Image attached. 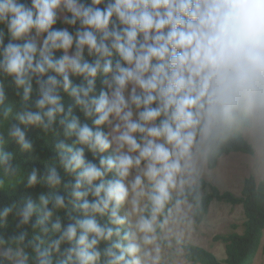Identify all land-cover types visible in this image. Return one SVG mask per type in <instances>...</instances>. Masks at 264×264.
I'll list each match as a JSON object with an SVG mask.
<instances>
[{
	"label": "clouds",
	"instance_id": "9594fccd",
	"mask_svg": "<svg viewBox=\"0 0 264 264\" xmlns=\"http://www.w3.org/2000/svg\"><path fill=\"white\" fill-rule=\"evenodd\" d=\"M62 13L74 32L54 28ZM0 76L22 89L11 131L21 150L34 145L20 125L50 131L59 116L75 140L56 145L58 162L76 175L67 204L51 192L39 207L27 199L0 208V264H173L220 147L246 143L264 171V0H0ZM61 92L95 129L65 114ZM5 99L0 82V124L11 113ZM5 143L0 133V168L15 176ZM85 148L112 155L98 166ZM43 183L62 185L54 164L27 177L29 187ZM68 205L83 219L64 225L57 212ZM10 215L21 230L7 236Z\"/></svg>",
	"mask_w": 264,
	"mask_h": 264
},
{
	"label": "trees",
	"instance_id": "16d2710c",
	"mask_svg": "<svg viewBox=\"0 0 264 264\" xmlns=\"http://www.w3.org/2000/svg\"><path fill=\"white\" fill-rule=\"evenodd\" d=\"M75 27H78L75 26ZM74 26H70L59 20L54 28L61 29L66 28L69 32H74ZM6 32V29H5ZM9 42L7 35L5 36V44ZM22 43V41H19ZM57 57L63 55L62 51L55 53ZM116 57H114L115 59ZM85 59L89 62L92 61L93 57L85 54ZM46 78V77H45ZM70 79L74 85L82 83L83 78L73 76L70 74ZM102 77H98L96 84V94L98 95L101 88ZM0 82L5 85L6 99L5 107L11 109L9 118L4 123L0 124V133L5 138L4 150L14 154L13 164L18 166V172L15 176H8L4 170L0 168V179L4 181V187L0 190V208L6 207L13 202L22 203L27 199H31L39 207V196L41 193L57 192L60 195L65 196L66 204L68 200L67 190L65 185L74 184L76 180L75 174H67L64 169L59 165L56 145L59 142L72 145L75 137L66 138L63 134V129L59 124V116L57 118V124L50 131H45L43 128L34 125H20L25 131L26 138L31 140L34 145V150L31 152H25L21 150L19 144L15 138L11 135L13 126L19 124L16 119V115L23 110L22 102V89L18 90L12 81L11 77L0 76ZM33 96L32 101L28 102L31 110H36L34 107V101L37 98L36 88L37 85L35 80L33 81ZM19 93V94H18ZM63 100L65 114L71 110L72 114L79 117L81 123H86L93 129L95 125L92 122V118L85 117L82 112L75 106L74 99L67 93L61 92ZM102 130L107 132V126H103ZM234 153H244L253 155L250 147L239 140H232L220 147V149L210 158L208 166L211 170H216L220 160ZM110 156L112 155L111 150L104 154H97L95 157L93 154L85 148V156L87 160L99 166V156ZM55 165L61 178L62 185L57 188H51L47 183L37 184L33 187H29L27 184V177L31 173L32 169H38L39 174L43 176L46 173L48 167ZM109 174V177L110 178ZM202 193L203 199L199 210L194 215V221L197 225H200L206 219L210 207L214 202H220L231 205L233 207L241 206L244 210L246 221L243 224V232L238 233V226L232 225V232L225 235H217L214 240L221 242L225 246L226 258L219 260L212 252L201 248L199 246L187 245L184 247L185 258L191 264H253L254 260L261 247V241L264 234V180L258 182L254 177L246 179L243 185L241 196L225 191L222 192L217 186L211 184L208 181H202ZM91 199V197H89ZM123 214V211H122ZM57 215L62 220L64 225L72 222L70 216L74 218L83 219V215L79 211H74L71 205H68L66 209L59 210ZM53 217V221L55 220ZM18 217L14 215L9 216V228L5 230L7 236H11L14 232H18L21 229L16 228ZM36 215L32 217L34 222ZM106 222V218L105 221ZM23 230H27L29 238L33 236V229L30 225L22 226ZM50 237H45L48 239ZM264 252V247H263Z\"/></svg>",
	"mask_w": 264,
	"mask_h": 264
},
{
	"label": "rangeland",
	"instance_id": "374dc122",
	"mask_svg": "<svg viewBox=\"0 0 264 264\" xmlns=\"http://www.w3.org/2000/svg\"><path fill=\"white\" fill-rule=\"evenodd\" d=\"M63 15L62 13L61 20H63ZM250 177L261 182L264 180V171H261L254 163L253 155L234 153L223 157L216 170H211L207 164L203 180L217 186L222 192L229 191L239 197L244 182ZM245 221L246 217L241 206L233 207L220 202L212 203L202 224L197 225L193 216L191 217V223L185 227L182 253L173 264H191L185 258L184 247L187 245L204 248L212 252L219 260H224L226 258L225 246L221 242H216L214 238L217 235L232 232V225H237L239 227L237 232L242 233ZM263 247L264 234L253 264H264Z\"/></svg>",
	"mask_w": 264,
	"mask_h": 264
}]
</instances>
